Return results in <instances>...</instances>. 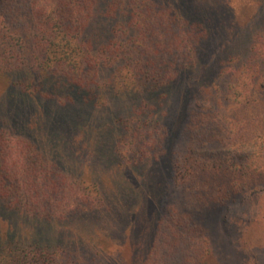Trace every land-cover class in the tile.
Wrapping results in <instances>:
<instances>
[{"label": "trees", "instance_id": "trees-1", "mask_svg": "<svg viewBox=\"0 0 264 264\" xmlns=\"http://www.w3.org/2000/svg\"><path fill=\"white\" fill-rule=\"evenodd\" d=\"M194 1L113 0L111 17L121 14L126 18L113 30L124 39L95 49L83 33L95 0H0V71H5L0 75L6 87L13 89L10 98L56 103L64 113L65 133L60 137L64 143L58 140L62 145H57V139L40 143L0 128V264H104L95 232L67 220L85 201L88 210L101 205L98 181L84 176L89 162L84 163L81 175L69 157H82L96 140L92 136L85 141L89 136L82 125L83 113L107 105L112 98L132 101L144 117L142 123L122 124L131 128L129 133L121 129L117 137L116 151L125 159L131 158L127 157L130 149L141 152L138 148L146 147V140L163 138L165 126L159 127L158 115L160 107L168 105L172 111L176 108L182 120L193 116L201 122L190 135L189 151L180 150L182 156L173 158L178 184L191 167L206 164L239 173L245 186L251 170L264 171V134L254 137L234 129L227 149L202 155L215 137L207 128L229 120L199 104L198 82L192 81L196 75L185 70L193 65L190 55L196 40L192 39L207 32L185 6ZM5 21L15 23L16 37L3 31L1 22ZM103 67L108 76L101 79ZM194 98L196 107L191 109ZM163 112L165 118L168 111ZM243 183L232 181L235 187ZM88 188L95 192L92 199ZM239 191L226 189L218 199L235 201ZM171 220L180 231H196V223L187 218L174 215ZM161 234L159 226L153 244L156 249L166 241Z\"/></svg>", "mask_w": 264, "mask_h": 264}, {"label": "rangeland", "instance_id": "rangeland-1", "mask_svg": "<svg viewBox=\"0 0 264 264\" xmlns=\"http://www.w3.org/2000/svg\"><path fill=\"white\" fill-rule=\"evenodd\" d=\"M112 1L95 0L83 29L95 49L111 40L124 39L113 29L121 27L118 23L126 18L121 14L111 17ZM185 6L207 30L206 35L192 39L196 40L190 55L193 65L185 69L186 73L196 75L192 81L198 82L199 104L229 120L212 123L210 129L205 127L209 135L215 134L210 148L202 154L208 155L214 149H227L234 129L254 137L264 134V0H195ZM1 25L10 37L18 35L13 21ZM105 76L108 69L103 67L100 78ZM11 91L0 75V128L40 143L57 139L56 144L62 145L64 113L60 107L44 99H12ZM195 100L190 101L191 109L196 107ZM160 110L163 138L146 140V147L138 148L141 152L128 150V159L118 154L116 144L121 129L131 130L123 127V122L133 125L144 119L135 111L134 103L117 97L83 113L82 125L89 136L85 141L94 136L95 143L82 152V157H75L71 149L67 152L74 159L67 156L81 175L84 163L89 162L90 169L85 168L88 175L84 176L98 181L101 205L88 210L85 201L70 214L68 222H78L87 232H95L104 264H264V171L251 170L245 186L239 173L206 164L191 167L190 174L178 184L173 158L189 151L193 142L190 135L201 122L193 116L182 120L176 108L172 111L168 105ZM235 179L244 183L235 187ZM226 189H240L235 201L218 199ZM88 190L92 199L95 192ZM174 215L195 222L196 231L177 229L171 220ZM159 226L166 241L156 249L153 244ZM204 243L206 248L202 247Z\"/></svg>", "mask_w": 264, "mask_h": 264}]
</instances>
